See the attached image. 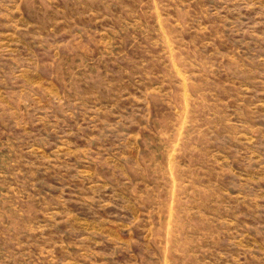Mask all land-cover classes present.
Listing matches in <instances>:
<instances>
[{"label": "rangeland", "instance_id": "374dc122", "mask_svg": "<svg viewBox=\"0 0 264 264\" xmlns=\"http://www.w3.org/2000/svg\"><path fill=\"white\" fill-rule=\"evenodd\" d=\"M0 264H264V0H0Z\"/></svg>", "mask_w": 264, "mask_h": 264}]
</instances>
